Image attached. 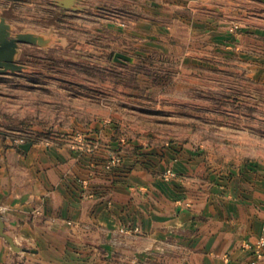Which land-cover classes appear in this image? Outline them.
Listing matches in <instances>:
<instances>
[{
    "label": "rangeland",
    "instance_id": "obj_1",
    "mask_svg": "<svg viewBox=\"0 0 264 264\" xmlns=\"http://www.w3.org/2000/svg\"><path fill=\"white\" fill-rule=\"evenodd\" d=\"M56 3L3 11L15 32L58 39L48 49L22 46L28 70L0 75L7 137L89 143L98 125L121 144L146 137L149 148L196 156L218 172L264 162V38L243 36L241 22H212L209 31L190 9L144 8L142 0H77L68 13ZM145 9L154 22L137 23ZM119 53L134 62L115 61ZM123 147L109 149L105 170L124 165ZM177 176L170 169L163 178Z\"/></svg>",
    "mask_w": 264,
    "mask_h": 264
},
{
    "label": "crops",
    "instance_id": "obj_2",
    "mask_svg": "<svg viewBox=\"0 0 264 264\" xmlns=\"http://www.w3.org/2000/svg\"><path fill=\"white\" fill-rule=\"evenodd\" d=\"M57 1L0 0V17L17 30L3 11ZM142 1L190 9L209 31L241 22L243 36L264 38V0ZM153 17L145 9L137 23ZM89 131V143L69 136L26 142L29 150L0 131V264H264L263 161L218 172L196 156L149 148L146 137L121 144L115 130ZM122 147L124 165L105 170L106 153ZM170 169L178 176L165 180Z\"/></svg>",
    "mask_w": 264,
    "mask_h": 264
},
{
    "label": "water",
    "instance_id": "obj_3",
    "mask_svg": "<svg viewBox=\"0 0 264 264\" xmlns=\"http://www.w3.org/2000/svg\"><path fill=\"white\" fill-rule=\"evenodd\" d=\"M77 0H58L59 6L67 10H76L75 4ZM58 39L54 34L37 33L33 30L26 32H15V28L11 25L5 17H0V75L8 73H19L28 70V67L19 63V58L22 54V46L30 45L41 49H48L52 47ZM115 61L120 63H133L134 59L125 54H117ZM31 143L22 144L20 148L29 150ZM2 235L9 242L13 250L21 251L15 245L14 240L5 235Z\"/></svg>",
    "mask_w": 264,
    "mask_h": 264
},
{
    "label": "built area",
    "instance_id": "obj_4",
    "mask_svg": "<svg viewBox=\"0 0 264 264\" xmlns=\"http://www.w3.org/2000/svg\"><path fill=\"white\" fill-rule=\"evenodd\" d=\"M5 213V210L4 209H0V215L1 214H4ZM263 245V244H262Z\"/></svg>",
    "mask_w": 264,
    "mask_h": 264
}]
</instances>
